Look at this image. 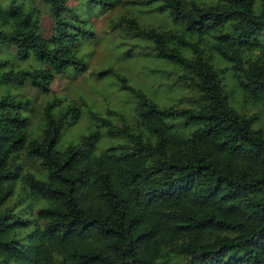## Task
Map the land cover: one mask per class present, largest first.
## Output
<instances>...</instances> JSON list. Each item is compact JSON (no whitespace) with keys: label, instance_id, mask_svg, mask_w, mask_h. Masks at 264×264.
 <instances>
[{"label":"trees","instance_id":"trees-1","mask_svg":"<svg viewBox=\"0 0 264 264\" xmlns=\"http://www.w3.org/2000/svg\"><path fill=\"white\" fill-rule=\"evenodd\" d=\"M53 19L52 41L36 15L10 4L0 16V83L28 82L49 91L56 75L82 71L73 48L94 38L67 0H42ZM127 0H84L112 9ZM175 28L141 23L128 10L113 25L151 42L155 55L178 65L202 103L159 104L111 67L119 87L136 98L132 123L108 109L89 111L105 135L123 142L96 153L97 133L56 147L80 111L42 107L39 135L29 131V99L0 96V264H264V131L230 98L219 56L238 89L264 99V0H145ZM188 52V53H187ZM121 120L115 123L108 115ZM41 173L25 169L22 155ZM216 234L207 239L205 233Z\"/></svg>","mask_w":264,"mask_h":264},{"label":"rangeland","instance_id":"rangeland-1","mask_svg":"<svg viewBox=\"0 0 264 264\" xmlns=\"http://www.w3.org/2000/svg\"><path fill=\"white\" fill-rule=\"evenodd\" d=\"M210 2L211 0H198ZM10 4L20 5L36 15L35 27L38 33L52 41L55 37L53 19L48 5L42 0H0V16ZM74 10L75 17L95 30L94 38L80 41L73 48L86 58L82 71L74 69L65 74L56 75L50 83L49 91H41L28 82L20 84L0 83V96L29 99L26 115L29 118V131L39 135L43 125L42 107L48 100H54L53 110L58 112L69 103L79 108V115L70 118L61 130L56 147L64 148L69 142L77 141L81 136L97 133L95 152L98 153L110 145L123 142L122 137L111 138L105 135V126L91 118L89 111L106 115L108 109L120 112L126 120L134 122L133 112L136 98L127 89L119 87L114 73L97 77L98 69L111 67L114 72L122 73L128 82L141 88L147 96L159 104L176 103L182 107H196L202 103L198 91L189 85L185 71L155 55L151 42L129 34L124 23L113 25V21L128 10L141 23L152 24L158 28H175L169 16L152 9L145 0H127L124 6L101 9L87 5L84 0H67ZM1 24V21H0ZM188 53V52H187ZM0 56L14 63L15 66L28 67L36 64L32 58L20 59L14 48H3ZM214 64L224 74L232 103L253 120V125L264 131V99L250 97L244 90L238 89L235 75L219 56L214 57ZM116 124L120 118L108 115ZM21 163L33 173H41L36 158L22 155ZM216 232L205 233L207 239Z\"/></svg>","mask_w":264,"mask_h":264}]
</instances>
